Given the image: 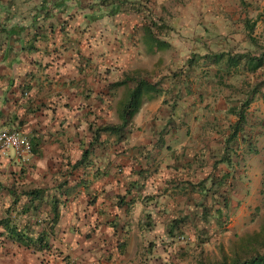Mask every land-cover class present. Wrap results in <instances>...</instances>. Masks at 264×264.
<instances>
[{
    "label": "crops",
    "instance_id": "crops-1",
    "mask_svg": "<svg viewBox=\"0 0 264 264\" xmlns=\"http://www.w3.org/2000/svg\"><path fill=\"white\" fill-rule=\"evenodd\" d=\"M121 1L118 9L113 0H0V131L21 132L33 150L24 166L12 151L0 157V218L23 212L17 221L29 224L33 238L43 235L45 247L34 252L5 241L0 264H113L118 249L123 255L130 249L132 236L153 229L145 222H159L177 196H193L194 188L199 195L210 181L208 152L180 155L161 137L174 140L176 134H159L156 127L171 125L172 116L183 121L178 104L187 115L206 107L207 95L184 87L185 98L174 101L175 79L153 81L138 66L143 45L153 58L175 42L173 21L157 14L164 0ZM137 6L148 10L138 13ZM144 13L154 22L152 36L142 33ZM192 21L179 24L192 27ZM134 79L152 89L114 132L111 127L124 122ZM172 105L175 112L155 117ZM200 112L188 117L192 125ZM151 124L149 139L142 130ZM205 130L199 127L198 139Z\"/></svg>",
    "mask_w": 264,
    "mask_h": 264
},
{
    "label": "rangeland",
    "instance_id": "rangeland-1",
    "mask_svg": "<svg viewBox=\"0 0 264 264\" xmlns=\"http://www.w3.org/2000/svg\"><path fill=\"white\" fill-rule=\"evenodd\" d=\"M161 5L163 9H158L160 13L157 11V14H162L168 21H177V24L171 22L175 42L165 51L161 47L159 55L153 58L146 56V51L142 48L148 45H143L139 49L145 53V60L138 66L144 68V77L153 81L160 79L161 82L164 78H171L174 83L175 79L177 93H174L177 98H172L171 104L175 103L172 100L185 98L184 87L191 89L196 96L200 92L203 97L207 95L204 97L207 100L206 107L196 108L192 115H187L189 110L178 104L176 112L182 114L183 121L171 115V125H165L163 129V124L156 127L161 130L159 134L164 135L166 129L168 133L176 134L174 140L161 137L164 146L173 148L180 155H187L192 150L196 154L202 151L203 156L208 152V158H205L209 162L207 166L210 181L199 195L196 193L199 190L194 188L196 191L193 196L186 199L184 196H177L176 203L166 208L169 211H162L159 222H150L153 229L146 231L145 235L141 234V237H131L130 249L121 259L117 257L113 264L220 262L229 259L236 247L243 246L248 238L262 231L264 226V66L251 73L245 57L235 69L223 68L225 64L222 62L223 70L219 71L220 65H206L208 62L202 60V56L221 52L232 56L246 54L245 52L259 56L262 52L260 48L264 47V0H164L159 7ZM186 6L190 7L186 9ZM187 17L193 20V26H180L179 20ZM245 18L251 23L255 22L252 33L254 42L247 38L248 30L242 24ZM195 20L199 25L195 24ZM144 32L147 31L142 33ZM137 75V72L129 73L130 77ZM185 81L188 83L185 84ZM253 87H257L258 93L253 96L245 111L244 130L228 152L230 163L216 166L223 152L220 129L236 120L235 115L226 113V110L233 106L238 108L243 99L242 94L251 91ZM139 100L138 97L135 102ZM173 111L175 112L173 105L158 109L155 117L165 116L164 113L171 114ZM199 112L203 117L198 124L192 125L191 117H188L196 118ZM201 126L203 129L207 127L208 131H202L207 135L200 134L201 139H198L197 133ZM154 127L152 124L145 126L142 134L151 139ZM215 132L219 136L212 138ZM186 159L190 160L191 157ZM213 165L216 166L214 170ZM223 174H228V178L219 187L218 179ZM224 200L227 202L224 216L222 220H218L213 209L222 207ZM201 203L206 206L202 208L199 206ZM205 208L211 209L207 213ZM202 213L207 216L206 219L199 218ZM181 214H186L187 220L178 226L181 227L180 231L173 233L175 237L169 236L166 226ZM155 216L156 210L152 209V217ZM205 235L208 240L203 239Z\"/></svg>",
    "mask_w": 264,
    "mask_h": 264
},
{
    "label": "trees",
    "instance_id": "trees-1",
    "mask_svg": "<svg viewBox=\"0 0 264 264\" xmlns=\"http://www.w3.org/2000/svg\"><path fill=\"white\" fill-rule=\"evenodd\" d=\"M114 6H117L118 9H120V7L122 5H124L123 1L121 0H113ZM144 8V7H143ZM139 8V6H137V10H135L138 13H142L146 10H148V8ZM115 12H117V10H115ZM145 27H144V31H149L148 35L152 36L153 33L152 28H153V20L150 17V14H145ZM255 23V22H254ZM251 23L248 18H245L242 21V24L245 26V28L248 30V35L247 38L250 41H253V37H252V33L254 31L255 28V24ZM259 49V47H258ZM260 49H262L260 52L261 54H259V56H255L254 53H247L246 54H241V55H230L227 54L225 52H221V53H213V54H206L204 56H202V60L207 61L208 63L206 65H220V67L218 68L219 71L223 70V68H237L239 66V63L246 57L248 60L246 61V65L249 66L248 69L250 70V72H254L256 71L258 68H260L261 66H264V47H261ZM226 58V59H225ZM201 60V59H199ZM222 62L225 64V67L222 68L221 65ZM133 79V78H130ZM133 81H136V85H135V89H133L130 93V97H129V101L128 104H126L125 108L123 109V114H122V118L124 120V122L119 125V126H115V127H111L112 131H119L121 130L123 127H125V125L128 123V121L132 118L133 114L136 111V100L138 97H140L143 94V91L145 90V92H147L148 90L152 89V86H150L146 81L144 80H136L134 79ZM122 84H118L117 86H120ZM142 87V89H141ZM251 91H247L244 92L243 95V99L240 100V106L238 108H236L235 106L230 107L226 110V113L229 112L233 115H235V122L233 123H229L227 124V126L225 128L220 129V133H221V137H222V143H221V149H222V158H220L217 162H216V166L218 164H228L230 163L229 160L230 158H228V152L231 150L232 148V144L235 142V140L237 139L238 135L244 130L245 127V111L247 109V107L250 105V103L253 100V96L255 94H257L258 90L257 87H253L251 88ZM238 103V102H237ZM227 105V104H226ZM219 126V124L217 125V127ZM214 127V125L212 126ZM109 129V127L107 128H101L98 130L99 131H105ZM219 132V131H218ZM33 151V150H32ZM28 165V164H27ZM24 166V165H23ZM216 166H212V170H214L216 168ZM226 178H228V174H223L221 176V178L218 179V185L219 187H221L223 185V182H225ZM212 182V181H211ZM215 182V181H214ZM34 193V192H32ZM19 195H24L27 196L23 191L20 192ZM33 196V195H32ZM20 197V196H19ZM28 197V196H27ZM15 201L16 199H19L18 197L14 198ZM227 202L224 200L222 203V207H216L213 209V212L216 215V219L218 220H222L223 216H224V208L226 207ZM199 206H201L202 208H204V206H206L205 204H200ZM208 208V206H207ZM207 208H205L207 210V213L210 211V209L208 210ZM24 210V208H23ZM22 210V211H23ZM23 212H19L16 211V213H7V216L0 218V228L3 229V231L0 233V246L5 242V241H10L13 244H17L19 247L22 248H27L30 250H33L34 252L36 251H40L41 249L45 248L43 246V235H38L36 238H33V236L30 235L29 233V224L28 223H24V224H20L19 221H17V216H19V214L21 215ZM201 217L202 219H206L207 216H205L204 213H202L199 218ZM187 216L186 217H182V218H178L173 220V222L171 223L170 227L168 228L167 234L169 236H173V233L177 230L180 231L181 227L178 228V226L183 223L184 221L187 220ZM146 227H151L150 222L146 223ZM180 237V236H177ZM183 237V236H181ZM205 240H208L207 236L205 235V238H203ZM203 242V241H202ZM201 242V243H202ZM46 246V245H45ZM115 254V253H114ZM117 256L120 257L123 255V251H119V249L117 250ZM200 264H264V226L262 227V231H260L259 233H256L255 235H253L252 237L248 238L247 241H245L243 246H238L235 248V251L233 253V255L229 258V259H223L220 262H215V263H204V262H200Z\"/></svg>",
    "mask_w": 264,
    "mask_h": 264
},
{
    "label": "built area",
    "instance_id": "built-area-1",
    "mask_svg": "<svg viewBox=\"0 0 264 264\" xmlns=\"http://www.w3.org/2000/svg\"><path fill=\"white\" fill-rule=\"evenodd\" d=\"M12 151L21 165H27L32 158L30 140L17 130L0 131V157Z\"/></svg>",
    "mask_w": 264,
    "mask_h": 264
}]
</instances>
